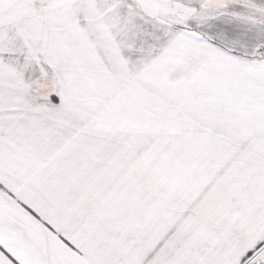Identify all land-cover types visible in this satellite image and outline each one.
I'll use <instances>...</instances> for the list:
<instances>
[{
	"label": "snow or ice",
	"instance_id": "obj_1",
	"mask_svg": "<svg viewBox=\"0 0 264 264\" xmlns=\"http://www.w3.org/2000/svg\"><path fill=\"white\" fill-rule=\"evenodd\" d=\"M0 264H264V0H0Z\"/></svg>",
	"mask_w": 264,
	"mask_h": 264
}]
</instances>
